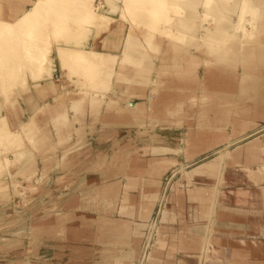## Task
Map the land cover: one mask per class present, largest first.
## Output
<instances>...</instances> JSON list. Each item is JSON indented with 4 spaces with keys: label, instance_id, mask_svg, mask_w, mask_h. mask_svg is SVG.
<instances>
[{
    "label": "crops",
    "instance_id": "crops-1",
    "mask_svg": "<svg viewBox=\"0 0 264 264\" xmlns=\"http://www.w3.org/2000/svg\"><path fill=\"white\" fill-rule=\"evenodd\" d=\"M23 1H17L18 11H16L17 14L15 12L10 14L12 15L11 20L19 16L23 10L31 7V4H29L30 0ZM6 17L10 18L8 15ZM115 26L112 24V30L117 29V26L116 28ZM127 32L128 27L125 26L122 39H116V37H111L107 33L99 37L91 34L86 42V48H94L119 56L124 46ZM111 38L113 39L111 40ZM54 51L56 52V49ZM54 51L52 53L53 56L56 55ZM115 67L118 72L120 66L117 64ZM52 69L51 77L49 76L44 80L45 82H41L43 88L36 86V83L31 78L28 81V88L15 87L12 97H10V102H14L13 106L5 101L0 87V103L2 102L0 104V113L7 116L12 129L18 131L24 121L31 116H35L42 133V135L39 133L36 137L37 140L34 144L26 142L29 155L33 154L36 158L34 163L27 164H33L37 168L38 172L34 174V177L38 179L39 185L42 183V187L40 186L41 202L39 201V204L35 202L36 200L29 199L25 204H20V202L16 204L18 197L14 195L16 192L11 185L12 199L7 204L9 203L11 208L25 207V205L27 209L31 210L40 208L43 211L46 210L47 213L55 207H59L58 210L62 212L68 211L64 215L60 213L54 215V217L50 215L51 213L46 215L45 211L42 224L43 229L47 230L38 239L43 241L58 240L64 245L77 238V242L81 241L83 246L69 248L67 244L66 247L55 251L44 250L37 255L36 250L31 248L29 243L30 239L35 237V234L28 232V236L25 238L28 242L27 247L13 248L11 252L16 253L18 257H24L28 264H36V257L41 258V262L38 264H136L137 260L134 259V250L123 245L127 238H122L121 241L105 240L104 244L98 243L97 241H101L102 237L99 238L98 235L78 230L85 229L86 224L84 222L87 221L88 213H79V215H76V213L79 210L84 211L99 207L113 209L119 215L121 209L128 207L122 198L125 180L130 174H133L131 169L133 162L136 164V173H144L137 187L131 191L130 196L140 184L142 185L143 181H146L147 171L139 170L136 162L142 159V156L150 155L155 161L161 159L160 157L164 155L170 156L174 160H179L181 159V145H185L187 149L186 160H203L208 153L226 144L228 134L227 132L216 131L218 126H207V122L200 123L196 102L190 100L192 98L191 94L196 89L195 80L188 79L187 82L181 83L177 77L178 75L171 74L167 78H163L161 86L155 88L156 84L153 83L148 86L147 82H142L138 77H134L130 66L124 68L123 77L118 78V76L114 75L111 88L106 93V97L95 108L91 110L87 104L83 113L77 115L69 109L66 122H53L52 117L57 115L58 106L64 103L68 107L71 103L70 100L78 97L80 89L72 84L75 83L74 78L70 81L64 74L59 62L54 61ZM121 79H124V81ZM203 79V82L207 84L206 78ZM51 83H53V89L50 86ZM60 85L61 87H59ZM255 109L257 107L252 106L251 111H247V113H253L256 111ZM259 120H256V123L253 122L250 128H258L260 125ZM67 129L72 130V135H68ZM181 135L186 138V140H182L184 142H180ZM42 140L44 141L43 144L41 143ZM63 143L67 144L64 146ZM245 146L239 148L236 153H232L231 157H227L226 163L229 164L228 162L230 161L234 164L253 168L251 172L253 171L255 177L263 176L264 172L261 171L262 169L259 167L261 164L259 163L261 161L264 162V134L255 138L252 142H248ZM149 148L152 149L149 150ZM0 151L3 154L2 149ZM9 153V159L14 160L13 152ZM0 158L2 161L4 160L3 155ZM50 158L58 161L50 170H47V165L43 166V161ZM64 160H72L75 163L70 168H67L66 164L60 163V161ZM256 166L257 169H254ZM16 171L12 169L11 176L16 175ZM45 174L47 178L42 181V177ZM35 178L32 187H35L37 182ZM257 179L260 181L259 178ZM260 182L261 184H259V190L257 191H254V189L253 191L243 190L239 192L240 200L238 198L236 204H240V207H227L229 201L227 192L217 199V193L211 197L206 191L204 194H200L201 192H198L199 194L187 192L183 193L182 196L176 193L173 198V207L177 212L180 209L181 211L184 210L187 212L188 217L193 216L205 221L217 201V206L220 209H236L237 214H250L246 219L229 216L227 218L228 225H231L229 232L247 230L250 226L249 224L255 225V221L260 222L264 217V188L261 187L262 181ZM109 192L121 194L119 201L109 206H103L102 203L108 201L100 202V199L104 197L105 193ZM213 192L215 193V191ZM215 197L216 199L213 200ZM252 202V205L257 203V207H252ZM0 208H8V206H5L0 201ZM249 208H257L258 210L251 212ZM66 215H70L71 219L64 222L60 221V218ZM254 215H257V218ZM96 218H100V215H96ZM109 219L111 218L109 217ZM10 221L7 222L11 223L12 227H15L17 222L14 221V218ZM95 221L97 224L98 220ZM31 222L29 219L28 223L30 224ZM0 224L3 225L4 222H0ZM2 231L0 230V232ZM13 232L12 240H16ZM237 234L240 233L237 232ZM90 240L93 241L91 242Z\"/></svg>",
    "mask_w": 264,
    "mask_h": 264
},
{
    "label": "rangeland",
    "instance_id": "rangeland-1",
    "mask_svg": "<svg viewBox=\"0 0 264 264\" xmlns=\"http://www.w3.org/2000/svg\"><path fill=\"white\" fill-rule=\"evenodd\" d=\"M97 1L94 5L97 6L99 11L109 14L116 19L120 18L118 10H116L115 13L111 12L108 2L120 8V5H122L121 0H116L115 2L114 0H107L108 2L105 0ZM198 9L200 11L199 13L204 10L202 6H199ZM192 17H190L191 19L189 22L191 23L192 21L193 24L191 25V30H189L190 32H188L189 35L187 33V37L190 36L189 39L193 37L190 42H194L193 40H195V45L194 43H192L193 46L191 43L190 45L183 43L188 47L183 49L182 46L184 45L181 42H176L168 48V45L163 44V38L158 35L160 51H152L154 57L152 70L147 75L143 74L137 77L142 82H147L148 86L152 83L156 84L155 88L161 86L163 78H167L171 74L178 75L177 77L181 83L187 82L188 79L193 81L196 80V89L195 92L191 94L192 98L190 100L196 102V110L198 109L199 112L200 123L207 122V126H218L216 131L227 132L228 137L226 144L208 153L203 160H186L187 149L185 145H181V159L179 160H174L172 157L166 155L160 157L161 159L156 161L153 157H150V155L142 156V159L136 162L139 170L147 171L146 181H143L142 185L140 184L136 191L130 196L131 191L137 187L144 173L141 172L137 174L136 164L132 163L131 169L133 174H130L125 180L122 198V200L127 203L128 207L121 209L119 215H117V211H113V209L99 207L84 211L79 210L76 215L86 212L89 216L86 217L87 221L84 222V224H86L85 229L78 230H84L93 235H98L99 238L102 237L101 241H97L101 244H104L105 240L121 241L122 238H127L123 245L134 250V259L137 260L136 264H264V217L260 222L255 221V225L249 224L250 226L247 230H235L240 233L237 234V232L232 233L228 231L231 230L229 228L231 225H228L227 218L233 216L235 218L246 219L250 214H237L236 209H220L216 201V205L212 209L211 214L207 216V220L205 219V221H202L193 216L188 217L187 212L184 210L181 211L180 209V211L177 212L173 207V198L176 193L182 196L183 193L187 192H195V194L201 192L200 194H204L206 191L211 197L217 193V199L219 196H223V193L227 192L229 195L227 207L236 208L241 206L240 204H236V200L239 198V192L243 190H259L260 181L263 183L261 187L264 188V175L255 177L253 171L251 172L253 168L241 166V164H234L230 161L228 162L229 164L226 163V158L231 157L232 153H236L239 148L244 147L248 142H252V140L264 134V100H261L260 105H257L259 103L252 102L253 100L251 98L253 94L246 95L242 92L244 85L252 83V79H245L244 75V72H246L245 66L247 64L245 62L254 60V58L251 59V54H248L251 52L252 54H256L259 47L255 44L251 45L252 49L250 46L245 49H239L240 45L238 44L228 48L221 44V47L225 48L223 50H228L229 52L226 51L227 56H224L225 54L222 52L223 55L221 54V56L223 58L218 59L217 53H210L207 47L202 43L204 40L202 36L205 34L207 25L209 24V26H211L209 22L210 18L206 20L205 17L203 21L204 18L200 20L196 17ZM182 18L186 19L185 16H182ZM233 20L235 24L238 17H233ZM103 21L104 20L100 19V22ZM201 21L206 23L203 24ZM104 22L108 23L107 25L111 24L110 20ZM116 23L117 22L113 24L116 25ZM126 23L128 24L119 25L117 29L108 31L107 34L110 33L109 35L111 37H116L117 39L123 37L124 26L128 27V32L130 29V23ZM131 30V38L132 36L134 39L143 38L144 28L142 25L139 24L138 26H134ZM173 46L178 47L173 48ZM170 49L184 50V52L175 54L174 51H170ZM205 52L208 54H205ZM251 63L247 64L249 65L247 70L250 74L264 71V64L259 66ZM64 74L68 77L67 73L64 72ZM211 76L212 78L210 79ZM203 78H206L205 81H207V84L206 82H202L204 80ZM259 78L261 79L260 85L262 84L258 89L259 98L264 99V76ZM210 83H215L214 86H210L222 91L218 94H211L212 96H208L206 89L207 85L210 87ZM72 84H75L79 89L82 88L77 82ZM91 93H93V91ZM205 95L207 96V100L204 102L206 107L202 109V99ZM252 106L257 107V109H255L256 111L247 113V111H251ZM69 109L70 105L68 106V110ZM202 116L206 118L203 119ZM258 119H260L258 128L251 129V124L253 122L256 123ZM66 132L68 135H72V130L67 129ZM40 134L42 135L41 132ZM236 134L238 135L236 136ZM181 136L180 142H184L182 140H186V138H184L183 135ZM66 144L67 143H65L64 146ZM260 145L262 144L260 143ZM260 147L262 148V146ZM0 149H2L3 152V154L0 153V156L3 155L5 159H9L10 153L6 151V147L0 146ZM150 149L152 148H149V150ZM221 155L224 156V158L221 162H216L220 166L216 174L212 176L209 175L210 173L208 172L207 174H203L204 171H208L209 162ZM152 156L154 155L152 154ZM55 161L56 160L52 158L45 160L43 161V166L47 165V170H50L54 163H57V161ZM60 163L66 164V167L70 168L75 162L72 160H64L62 162L60 161ZM259 164H261V166H259L262 169L261 171L264 172V162L261 161ZM27 165V163H21L15 159L7 165L6 161H2L0 158V201L8 206V208H0V222H4L3 225L0 224V230L2 231V229H4L0 232V264H28L24 257H18L16 253L11 252L13 248H23L27 246L28 242L25 238H27L28 232L35 234V237H32L29 243L30 247L36 250L37 255L44 250L55 251L59 248L66 247L67 244L69 248H79L83 246L81 245V241L77 242V238L73 239L72 242L69 241V243L63 246V243L58 240H39L38 238L47 230L43 229L42 224V216L45 215V211L40 208H35L33 210L27 209L26 205L25 207L11 208L9 206L10 204H7V202H11L12 199V192L10 191L11 185L16 192L14 195L18 197L16 204H18V202H20V204H25L29 199L36 200L35 202L38 203L39 201L41 202L40 186H42V183L39 185L38 179L34 177V174L38 172L37 168L33 164ZM12 169L17 170L14 176H11ZM254 169H257V166ZM34 178L37 182L35 183V187H32ZM45 178H47L46 174L42 177V181ZM257 178H259L260 181H258ZM213 191H215V193ZM120 195L121 194H117V192L115 194L112 192L105 193L104 197L100 199V202L104 200L108 201L102 203L103 206L115 204L119 201ZM215 199L216 197L213 200ZM252 204L253 202L251 205ZM256 204L252 205V207H257ZM249 210L252 212L258 209L249 208ZM67 212L59 211L58 208L55 207V209L52 208L49 213L54 217V215L60 213L64 215V213ZM49 213L46 212V215H49ZM96 215H100V218H96ZM254 216L257 218V215ZM109 217L112 220L109 219ZM12 218L17 222L15 227H12L11 223L7 222L12 220ZM29 219L30 222L32 219L30 224L28 223ZM70 219L71 216L66 215L62 216L60 221L64 222ZM95 220H98L97 224ZM233 223L235 222L233 221ZM57 224H59V222H57ZM12 231H14L13 234L16 236V240H12ZM213 237L214 239H212ZM200 238L206 240L202 241ZM40 260L41 258L36 257V264L40 263Z\"/></svg>",
    "mask_w": 264,
    "mask_h": 264
},
{
    "label": "bare ground",
    "instance_id": "bare-ground-1",
    "mask_svg": "<svg viewBox=\"0 0 264 264\" xmlns=\"http://www.w3.org/2000/svg\"><path fill=\"white\" fill-rule=\"evenodd\" d=\"M17 1L19 0H0V87L5 101L9 102L12 106L14 102H10V97H12L13 89L17 86L24 89L28 88L29 78L36 83V86L42 87L41 82L46 80L47 77H51L53 63L57 61L63 72L67 73L70 81L74 78V82H77L82 87L79 90L78 97L70 100V110L72 109V112L76 115L82 114L87 104L92 110L106 97V93L111 88L114 75L121 78L126 66L131 67L134 77L142 76L143 74L147 75L152 70L154 64L152 51H160L158 35L163 38V44L168 45V48L176 42L185 43L187 45L194 43L195 45V40H193L194 42H190L193 37L191 39H189L190 36L187 37V33L190 32L189 30H191V25L193 24L192 21L191 23L189 22L192 16L200 20L204 18L203 21L205 17L206 20L210 18L209 22L211 26H209V24L207 25L205 34L202 36L204 39L202 43L207 47L210 53H217L218 59L223 58L221 56L222 52L225 54L224 56H227L226 51L228 50H223L225 48H222L221 44L227 48L238 44L240 45L239 49H245L248 46L251 48V45L257 44L256 46L259 47L258 52L256 51V54H252V52L248 54H251V59L254 58V60L251 61L254 63H245L257 64L259 66L264 64V0H121L122 5H120V8L105 0L109 4L111 12L115 13V11L118 10L120 14L119 19L99 11L97 6L94 5L97 0H30L29 4H31V7L29 9L25 7L27 10H23V12L20 10L22 13L19 16L16 15L17 17L14 18V20H11L12 15L10 14L18 11ZM115 1L116 0H114V2ZM199 6L204 8L201 13H199ZM6 15L10 18H7ZM182 16H185L186 19L182 18ZM236 16L238 20L234 24L233 17ZM100 19L104 21L110 20L111 24L107 25L108 23L104 21L100 22ZM115 22H117L116 26L118 27L119 25L128 24L126 22L130 23V29L129 32H127L128 34L126 35L124 46L122 45L123 48L119 56L94 48H86V42L91 34H94L95 37H99L111 31L112 24ZM202 23L204 24L206 22ZM139 24L144 28L143 38L134 39L133 36L131 38V28ZM112 39L113 38H111V40ZM187 45L182 46V48H188ZM174 47L178 46H173V48ZM55 49L57 53L54 51ZM171 50L173 49H170V51ZM53 51L56 54L55 56L52 55ZM173 51L175 54L184 52V50ZM206 53L207 52H205V54ZM117 64L120 66L118 72L115 67ZM247 64L245 66L246 72H244L245 79H252V83L244 85L242 92L246 95L253 94L251 98L253 100L252 102L260 104L261 100L264 99L259 98L258 89L262 85H260L261 79L259 77L264 76V71L250 74L247 70L249 67ZM211 78L212 76L210 79ZM121 80L124 81V79ZM194 82L197 81L195 80ZM210 85L214 86L215 83H210L209 86ZM50 86L52 89L54 88L53 83H51ZM59 87H61V85ZM206 90L208 96L211 94H218L222 91L214 89L211 86L208 87V85ZM90 91H93V93ZM206 100L207 96L205 95L202 99V109L206 107V104H204ZM68 111V107L65 106L64 103L60 104L58 106L57 115L52 117L53 122H66L68 120ZM202 117L203 119L206 118L204 116ZM39 133V122L35 116H31L28 120L24 121L20 129L15 131V129H12L7 116L0 113V146L6 147V151L8 152H13L16 161L21 163H34L36 161L33 154L29 155L30 153L26 147V142L28 141L34 144ZM237 135L238 134H236V136ZM43 142L42 140L41 143L43 144ZM223 158L224 156L221 155L220 157L212 159L209 162V167L207 166L208 171H204L203 174H207V172L210 173L209 175L211 176L216 174L220 167L217 163L221 162ZM4 161H6L7 165L12 162V160L7 158H4ZM70 206L72 207V205ZM64 207L68 208L66 206ZM200 239L202 241L206 240L204 238ZM212 239H214V237Z\"/></svg>",
    "mask_w": 264,
    "mask_h": 264
}]
</instances>
